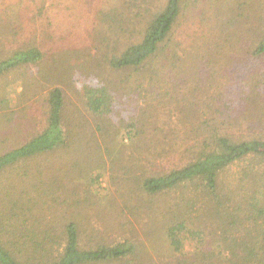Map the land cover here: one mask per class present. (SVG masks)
Returning a JSON list of instances; mask_svg holds the SVG:
<instances>
[{"label":"rangeland","instance_id":"obj_1","mask_svg":"<svg viewBox=\"0 0 264 264\" xmlns=\"http://www.w3.org/2000/svg\"><path fill=\"white\" fill-rule=\"evenodd\" d=\"M166 1L0 0V61L27 48L42 56L0 76V154L44 128L48 93L60 88L77 148L38 157L43 173L38 178L29 171L26 188L41 212L49 209L44 220L59 213L61 225L75 224L82 247L133 242L131 261L110 264H178L150 247L162 248L158 226L180 216L177 203L183 196L180 190L146 195L139 184L142 177L162 175L190 160L193 126L233 116L245 119L254 133L261 127L254 120L260 107L248 102L247 90L264 80V60L248 62V47L264 19V0H187L174 27L175 46L156 67L144 66L140 74L111 70V56L139 41L148 12ZM122 21L125 33L116 37L115 24ZM100 77L120 105L104 118L87 114L81 103L86 80L95 84ZM127 122H136V131L120 142ZM93 172L99 175L94 185ZM224 177L227 184L230 179ZM200 208H206L200 222L208 231L219 217L215 208ZM202 264L214 263L205 259Z\"/></svg>","mask_w":264,"mask_h":264},{"label":"trees","instance_id":"obj_2","mask_svg":"<svg viewBox=\"0 0 264 264\" xmlns=\"http://www.w3.org/2000/svg\"><path fill=\"white\" fill-rule=\"evenodd\" d=\"M186 1L167 0L150 10L139 41L129 43L108 60L111 70L118 74L134 69L140 74L144 66L156 67L165 51L175 46L174 27L182 10L189 6ZM123 24L125 21L115 24L114 36L125 33ZM128 26L139 29L141 24ZM239 40L247 43L249 38ZM250 41L248 62L256 65L257 59L264 60V19L257 36ZM41 58L35 48L17 51L0 61V76L16 67L35 64ZM102 79L95 84L87 79L82 92V106L93 117L112 116L120 107L114 89ZM247 91L248 102L260 107L254 116L256 126H261L257 133L247 127L245 119L209 118L191 129L194 145L187 163L162 175L141 178L139 190L146 195L180 190L177 193L183 196L177 203L182 211L180 216L158 226L162 248L150 245L151 250L164 252L167 259L179 260L178 264H202L205 259H212L214 264H264V80ZM64 99L60 88L51 90L44 128L19 147L0 154V264H110L131 261L135 251L133 242L128 240L82 247L75 224L66 220L61 225L59 213L44 220L42 214H50L49 209L41 212L37 197L27 191L29 171L38 178L43 173V167L36 164L38 157L67 147L77 148L78 138H74L70 128L72 122L64 114ZM236 127L241 131L238 135ZM136 128V122H127L120 142L124 136L130 139ZM224 175L230 179L227 184ZM89 178L94 185L99 175L95 173ZM203 206L211 208L207 211L215 208L219 217L208 231L200 222L205 216L206 208H200ZM183 207L187 209L183 211ZM191 212L195 213L194 219Z\"/></svg>","mask_w":264,"mask_h":264}]
</instances>
